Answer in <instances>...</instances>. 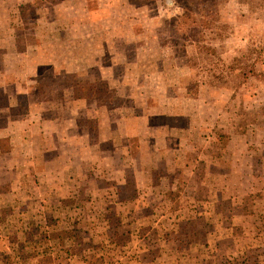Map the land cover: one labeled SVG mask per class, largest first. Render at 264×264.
<instances>
[{
  "label": "rangeland",
  "instance_id": "obj_1",
  "mask_svg": "<svg viewBox=\"0 0 264 264\" xmlns=\"http://www.w3.org/2000/svg\"><path fill=\"white\" fill-rule=\"evenodd\" d=\"M29 115L58 135L1 142L0 264H264V0H0Z\"/></svg>",
  "mask_w": 264,
  "mask_h": 264
},
{
  "label": "crops",
  "instance_id": "obj_2",
  "mask_svg": "<svg viewBox=\"0 0 264 264\" xmlns=\"http://www.w3.org/2000/svg\"><path fill=\"white\" fill-rule=\"evenodd\" d=\"M31 115H29L27 118H23V119H19V118H9V121L6 125H0V146H1V142L3 141V138L5 137H11L12 140H14L12 137H14V134H19L20 131H23L24 133L21 134H26L27 137L31 138L33 137L36 131V127H44L45 126L50 130L48 132L49 137H57V130L55 129V125L57 122H59L58 118L55 119H51V121L46 122V124H44L45 126H41L42 123H40L39 121L35 120L33 117H31ZM42 129V128H40ZM63 130V129H61ZM54 137V138H55ZM21 142H17L15 145H20ZM1 150V149H0Z\"/></svg>",
  "mask_w": 264,
  "mask_h": 264
},
{
  "label": "trees",
  "instance_id": "obj_3",
  "mask_svg": "<svg viewBox=\"0 0 264 264\" xmlns=\"http://www.w3.org/2000/svg\"><path fill=\"white\" fill-rule=\"evenodd\" d=\"M150 0H142V3H146ZM76 98H94L99 104L105 103L106 100H110L114 97L115 89L110 87L106 82H82L74 86ZM106 97V98H103Z\"/></svg>",
  "mask_w": 264,
  "mask_h": 264
}]
</instances>
